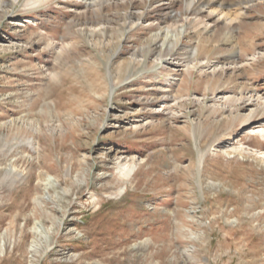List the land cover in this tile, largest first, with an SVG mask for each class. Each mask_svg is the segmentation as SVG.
Returning a JSON list of instances; mask_svg holds the SVG:
<instances>
[{
    "label": "rangeland",
    "instance_id": "374dc122",
    "mask_svg": "<svg viewBox=\"0 0 264 264\" xmlns=\"http://www.w3.org/2000/svg\"><path fill=\"white\" fill-rule=\"evenodd\" d=\"M52 1L0 0V264H264V110L218 99L264 97V6L164 48L179 2Z\"/></svg>",
    "mask_w": 264,
    "mask_h": 264
},
{
    "label": "bare ground",
    "instance_id": "6f19581e",
    "mask_svg": "<svg viewBox=\"0 0 264 264\" xmlns=\"http://www.w3.org/2000/svg\"><path fill=\"white\" fill-rule=\"evenodd\" d=\"M26 6L30 7V8H34L37 7L38 5H40L41 3H46L49 2L50 0H26ZM54 1V0H53ZM52 1V2H53ZM86 1H90V0H86ZM159 1H164V0H145V2H148L149 5L155 3V2H159ZM130 2V1H129ZM144 2V1H143ZM180 3L181 6L179 7V9H173L172 13L167 14L165 17L161 16L158 17L157 19H155L154 21L156 22L157 26L160 29V32H157L155 34H153L150 38L153 41H161L162 45L164 46V48L167 47V44H173L176 43V41H178L180 39V37L182 36L181 34H183L186 31L187 27H192L193 30L196 31H200V30H204V31H209L210 29H214L217 30V32L220 34V37L223 36V38H226L228 41L235 38V28L240 27L241 25H243V22L245 21V18L249 15V13L253 10L256 9L258 10L259 13H262L261 10L262 7L264 6V0H169V6L175 5L176 3ZM86 3H88L89 7L92 6L90 2H85V6H83L82 8L84 9L87 5ZM93 3V2H92ZM131 3V2H130ZM59 5V4H58ZM156 5V4H155ZM64 6V5H63ZM69 6V5H67ZM81 6V5H80ZM55 7V6H54ZM72 7V6H70ZM78 7V6H76ZM88 7V6H87ZM168 8V7H166ZM173 8V7H172ZM178 8V7H177ZM78 9V8H77ZM129 9V8H128ZM76 10V9H75ZM170 11V9H168ZM82 11V10H81ZM129 11V10H128ZM139 11V10H138ZM76 12V11H74ZM158 12V11H157ZM77 13V12H76ZM256 13V12H255ZM133 12H129L128 14H126V17L128 18V20H140L141 19V14L138 15H133ZM137 14V13H136ZM258 15V14H257ZM143 16V15H142ZM122 18V17H121ZM263 18V17H262ZM248 19V18H247ZM257 19V18H256ZM260 19V18H259ZM75 22V21H74ZM252 22V21H251ZM152 23V22H151ZM86 25V24H85ZM250 25V24H249ZM262 25V24H261ZM260 25V26H261ZM215 32V31H214ZM216 32V33H217ZM200 33V32H199ZM245 33V32H244ZM249 33V32H248ZM195 34V33H194ZM210 34V33H209ZM215 34V33H214ZM243 34V33H242ZM217 35V34H216ZM246 35V34H245ZM197 35H195L196 37ZM240 36V35H239ZM244 37V35H242ZM247 36V35H246ZM250 36V35H249ZM248 36V37H249ZM213 37V35H212ZM211 37V38H212ZM247 37V39H248ZM210 38V39H211ZM48 39V38H47ZM240 40V38H239ZM227 41V42H228ZM48 42V41H47ZM50 43V42H48ZM179 43V42H178ZM243 43V42H242ZM239 44V43H238ZM241 44V43H240ZM156 45V44H155ZM229 45V44H228ZM233 45V44H232ZM243 45V44H242ZM230 46V45H229ZM250 46V45H249ZM248 46V47H249ZM240 47V46H239ZM235 48V47H234ZM237 48V47H236ZM241 48V47H240ZM243 48V47H242ZM245 49V47H244ZM243 51V50H242ZM240 51V53L242 52ZM244 52V51H243ZM245 53V52H244ZM249 53V52H248ZM252 53V52H251ZM242 55V54H241ZM250 55V54H249ZM247 56V55H245ZM236 57V56H235ZM252 59L255 57V54L253 53L251 55ZM247 58V57H246ZM211 61V60H210ZM247 62V61H246ZM199 63V62H198ZM224 64V61L222 62ZM227 63V61L225 62ZM240 63V67H245L246 64L243 61L239 62ZM206 66L207 67H213V69H216L217 67H219L220 65H218L216 62L215 63H208L206 62ZM249 68V67H248ZM201 69V68H200ZM208 69V68H207ZM220 69H224L223 65L220 66ZM234 73V72H233ZM214 74V73H213ZM240 93V92H239ZM222 93L220 92V95ZM247 94V93H246ZM242 95V94H241ZM239 96L237 98L234 99V97L228 93H224L223 95L219 96L218 99L220 101H222V103L220 104H224L227 105L228 107L231 106V102H239V101H243V102H248L250 104L247 105H251V101L255 100L256 102L255 105L259 106L260 109L264 110V100L260 101L261 99H263L264 97L260 96V95H250L246 97L243 96ZM238 96V95H237ZM236 97V96H235ZM230 103V104H229ZM252 102V104H254ZM243 104V103H242ZM245 104V103H244ZM221 106V105H220ZM223 106V105H222ZM234 106V105H233ZM238 106V104H237ZM254 106V105H253ZM257 106V107H258ZM224 108V107H223ZM222 108V109H223ZM227 108V107H226ZM230 109V108H229ZM236 110V109H235ZM243 110V109H242ZM250 110V109H249ZM261 110V111H262ZM228 111V110H227ZM260 111V110H258ZM250 112V111H249ZM254 112V110H251V112L248 114V116L244 118L243 122H246L248 120H250V118L252 117V113ZM256 113V112H255ZM241 114V113H240ZM246 115V114H245ZM259 116V115H258ZM241 117V116H240ZM244 117V116H243ZM241 117V118H243ZM242 120V119H241ZM263 121V120H262ZM260 122V121H259ZM253 123V122H252ZM250 124V123H249ZM264 124V123H263ZM262 124V125H263ZM253 130V129H252ZM260 130V129H259ZM263 131V130H262ZM257 133V132H256ZM259 135V134H258ZM262 135V134H261ZM28 144L30 145V147L32 149H35L33 142L31 139L28 140ZM264 145V144H263ZM257 147L259 148L258 144ZM255 148V147H254ZM262 149V148H261ZM259 150V149H258ZM262 151L264 154V150H259ZM260 154V153H259ZM14 164V163H12ZM118 173L119 175L123 178L126 179L128 177H130V174L133 171V167L130 164H123L119 166L118 169ZM53 185V181H51V179H47L46 182V187H49ZM36 226L38 227L39 224L38 222H36ZM36 226L34 227L36 229ZM42 226V225H41ZM35 239L36 240H41V234L38 232H35ZM261 240V239H260ZM0 248H2V244L0 245ZM39 246L36 244H33L32 247H30V261L29 264H34L33 263V258H34V254L36 253L38 250ZM2 251V250H1Z\"/></svg>",
    "mask_w": 264,
    "mask_h": 264
}]
</instances>
